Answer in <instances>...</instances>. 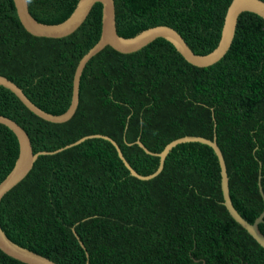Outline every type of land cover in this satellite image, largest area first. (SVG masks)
Returning a JSON list of instances; mask_svg holds the SVG:
<instances>
[{"label": "trees", "instance_id": "trees-1", "mask_svg": "<svg viewBox=\"0 0 264 264\" xmlns=\"http://www.w3.org/2000/svg\"><path fill=\"white\" fill-rule=\"evenodd\" d=\"M78 1L29 0V6L36 19L55 24L72 14ZM231 1L115 0L118 32L133 37L170 25L196 53L207 54L220 41ZM102 10L97 2L77 30L55 38L27 31L14 0H0V74L42 109L65 112L76 67L101 36ZM0 114L25 128L35 152L50 151L0 203V226L16 243L59 264H264V247L224 204L211 146L176 144L163 169L149 179L132 175L107 139L87 138L64 148L86 135L106 134L148 175L160 157L146 152L138 139L151 152H161L185 135L216 136L233 203L254 221L264 210L260 15L243 12L228 52L206 67L187 61L162 37L130 53L104 47L86 64L79 106L65 122L39 117L2 85ZM19 153L16 134L0 123V183ZM259 227L264 233V221ZM0 264L27 263L0 249Z\"/></svg>", "mask_w": 264, "mask_h": 264}, {"label": "water", "instance_id": "water-1", "mask_svg": "<svg viewBox=\"0 0 264 264\" xmlns=\"http://www.w3.org/2000/svg\"><path fill=\"white\" fill-rule=\"evenodd\" d=\"M102 3V31L98 42L80 59L73 78L72 100L68 109L61 114H53L34 103L24 92V90L13 80L5 75L0 74V85L7 87L22 101V103L39 117L51 122H65L73 117L80 102V84L83 71L88 61L106 46H112L123 53H130L140 50L156 38L162 37L171 41L177 50L190 63L206 67L219 61L229 50L236 33L238 19L243 12H254L264 18V0H232L225 16L221 38L217 46L207 54L196 53L188 44L183 35L173 26L160 24L147 28L133 37H124L119 34L116 21V3L115 0H79L73 13L60 23H44L36 19L29 6V0H14L18 16L21 23L27 31L36 36L60 38L67 36L77 30L86 20L93 6ZM0 123L8 126L17 136L20 145L19 157L11 172L0 183V203L4 195L21 181L33 168L34 163L42 154L50 151L40 150L35 152L29 133L25 128L14 119L0 114ZM104 138L113 143L117 148L119 157L122 159L131 174L140 179H149L159 173L163 167L167 154L178 143L186 141L201 142L211 146L218 157L221 169V187L223 191L224 204L233 218L239 222L249 233L264 247V233L261 231L259 224L264 221V210L254 220L249 221L235 207L230 194L229 175L223 151L217 143V138H208L202 135H185L169 142L161 152H151L144 143L138 139L137 143L148 153L156 154L160 157L158 168L155 172L148 175H141L125 158L119 144L109 135L96 133L86 135L79 140L65 146L64 148L76 145L87 138ZM58 150L51 151L57 152ZM260 193L264 198V191L260 184ZM80 240V237L77 236ZM84 249L86 246L80 240ZM0 249L7 255L16 258L27 264H59L53 259L38 253L32 249L24 247L5 233L0 226ZM88 255V252H86ZM88 264V263H87Z\"/></svg>", "mask_w": 264, "mask_h": 264}, {"label": "bare ground", "instance_id": "bare-ground-1", "mask_svg": "<svg viewBox=\"0 0 264 264\" xmlns=\"http://www.w3.org/2000/svg\"><path fill=\"white\" fill-rule=\"evenodd\" d=\"M4 75V74H3ZM74 116V115H73ZM226 139V138H225ZM119 143V142H118ZM149 148V147H148ZM235 148V147H234ZM139 149V148H138ZM226 149V148H225ZM128 152V151H127ZM125 154V153H124ZM137 155V154H136ZM127 157V156H126ZM169 157V156H168ZM136 158V157H135ZM1 160V159H0ZM129 161V160H128ZM132 164V163H131ZM128 172V171H127Z\"/></svg>", "mask_w": 264, "mask_h": 264}]
</instances>
